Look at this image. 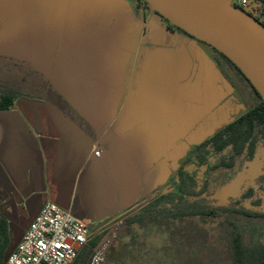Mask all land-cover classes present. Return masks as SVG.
<instances>
[{
    "label": "crops",
    "instance_id": "1",
    "mask_svg": "<svg viewBox=\"0 0 264 264\" xmlns=\"http://www.w3.org/2000/svg\"><path fill=\"white\" fill-rule=\"evenodd\" d=\"M21 78L23 94L0 109L9 234L19 243L52 202L104 233L102 264L125 254L123 218L168 189L191 145L247 110L214 50L139 0H0V87ZM34 81L48 94L27 90Z\"/></svg>",
    "mask_w": 264,
    "mask_h": 264
},
{
    "label": "trees",
    "instance_id": "2",
    "mask_svg": "<svg viewBox=\"0 0 264 264\" xmlns=\"http://www.w3.org/2000/svg\"><path fill=\"white\" fill-rule=\"evenodd\" d=\"M139 1L150 9L144 0ZM252 2L259 14L255 15L252 8L244 11L264 25V0ZM169 25L189 35L171 23ZM212 49L223 65L236 76H242L254 102L237 119L191 148L168 189L157 192L123 218L121 228L127 232L129 241L121 242L115 250L125 251V254L118 256L115 252L107 258L106 264H156V255L151 253L153 246L152 249L149 246L153 236L161 233L168 237H174V233L185 235L186 230L181 227L198 223L208 225L205 234L218 237L231 264H264V175L251 178L247 183L243 180L241 190L237 188L264 149V101L240 69L225 55ZM15 68L21 71L25 81L32 78L26 68ZM23 79L12 86L0 87V109L11 108L23 94ZM27 88L49 92L45 82L34 81ZM103 236V232L93 234L73 264H88ZM9 243V224L0 212V264L8 259ZM133 251H144V256L135 258Z\"/></svg>",
    "mask_w": 264,
    "mask_h": 264
},
{
    "label": "water",
    "instance_id": "3",
    "mask_svg": "<svg viewBox=\"0 0 264 264\" xmlns=\"http://www.w3.org/2000/svg\"><path fill=\"white\" fill-rule=\"evenodd\" d=\"M144 1L151 11L225 55L264 101V25L255 17L232 5L233 0Z\"/></svg>",
    "mask_w": 264,
    "mask_h": 264
},
{
    "label": "built area",
    "instance_id": "4",
    "mask_svg": "<svg viewBox=\"0 0 264 264\" xmlns=\"http://www.w3.org/2000/svg\"><path fill=\"white\" fill-rule=\"evenodd\" d=\"M232 5L251 10L252 0H233ZM96 156L101 150L95 151ZM93 235L86 223L70 211L49 202L41 209L17 248L4 264H73L80 250ZM109 241L94 248L88 264H102Z\"/></svg>",
    "mask_w": 264,
    "mask_h": 264
},
{
    "label": "rangeland",
    "instance_id": "5",
    "mask_svg": "<svg viewBox=\"0 0 264 264\" xmlns=\"http://www.w3.org/2000/svg\"><path fill=\"white\" fill-rule=\"evenodd\" d=\"M252 11L255 15L259 14V10L256 6L252 7ZM17 18L19 19V17ZM232 79L233 85L239 88V91L241 92L240 95L242 94L246 96V106L248 108L254 102V97H252L249 87L245 86V81L239 74L238 78ZM240 88H242L243 90H241ZM224 95L225 93L223 91V97ZM231 102L234 104V99ZM243 113L244 111H241L239 113V116H241ZM195 145H198V143L192 144L191 148ZM261 160L262 162H259V164L257 162L253 163L251 165L249 174L244 175L243 179L239 181L240 184L237 185L239 191L241 190V187L244 183L251 181V178H257L264 175V153L261 155ZM244 178H246V180ZM262 180L264 182V178H262ZM113 227L116 228L119 226ZM181 228L183 230H186L185 235H183L182 233H174V237H168L161 233L153 236L150 239L149 246H151V249L153 246L154 252L151 251V253H155L154 255H156V264H231L229 258L225 253V249L221 247L218 237L211 238L208 234H205V228L207 232L209 230L208 225L205 227L200 223L195 225L191 224V226L186 224V226H183ZM17 238V233H12L10 235L8 250L17 245Z\"/></svg>",
    "mask_w": 264,
    "mask_h": 264
},
{
    "label": "flooded vegetation",
    "instance_id": "6",
    "mask_svg": "<svg viewBox=\"0 0 264 264\" xmlns=\"http://www.w3.org/2000/svg\"><path fill=\"white\" fill-rule=\"evenodd\" d=\"M190 150H191V149H190ZM190 150H189V151H190ZM176 173H177V172H176ZM175 176H176V174H175ZM175 176H174V177H175ZM173 179H174V178H173Z\"/></svg>",
    "mask_w": 264,
    "mask_h": 264
}]
</instances>
